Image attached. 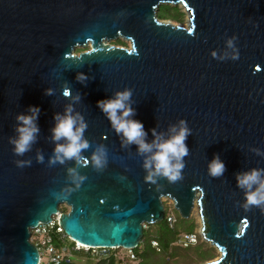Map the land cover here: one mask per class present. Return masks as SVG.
Listing matches in <instances>:
<instances>
[{
    "label": "water",
    "instance_id": "95a60500",
    "mask_svg": "<svg viewBox=\"0 0 264 264\" xmlns=\"http://www.w3.org/2000/svg\"><path fill=\"white\" fill-rule=\"evenodd\" d=\"M161 4H182L187 25L160 19ZM117 37L129 46L107 42ZM125 89L148 143L152 129L160 139L182 119L190 129L175 182L147 180L150 153L123 143L97 107ZM30 105L39 132L18 155L10 140ZM69 105L88 147L79 162H50L66 142L52 139L53 117ZM214 156L225 164L219 177L208 172ZM253 168L264 169V0H0V264H37L30 228L57 212L73 240L132 249L146 224L163 220V197L183 219L196 204L199 234L219 251L203 264H264V211L241 206L236 181Z\"/></svg>",
    "mask_w": 264,
    "mask_h": 264
},
{
    "label": "clouds",
    "instance_id": "9594fccd",
    "mask_svg": "<svg viewBox=\"0 0 264 264\" xmlns=\"http://www.w3.org/2000/svg\"><path fill=\"white\" fill-rule=\"evenodd\" d=\"M232 40L229 39L227 44L232 47ZM215 56V52L212 53ZM238 54H233L232 58L236 59ZM77 78L85 79L83 73H78ZM46 94H51V90H46ZM68 95V91L64 92ZM131 97V91L125 89L115 94L114 98H104L96 101L97 107L106 114L111 122L112 127L118 134L124 137L123 143L136 144L139 153H150L144 159L143 167L148 170L147 180H152L154 176L166 177L170 182H175L181 178V169L184 167L183 158L188 155V146L185 141L190 134V129L186 122L182 119L179 121L180 127H172L173 134L167 139H160L155 129H152L155 139L152 143L145 140L147 132L144 130L141 121L130 119L134 114V109L127 103ZM78 99V97H77ZM119 110V114H118ZM38 106H29L30 114H18L17 125L18 136L10 140L14 145L13 151L22 155L35 140V134L39 132L36 120L39 115ZM56 121L52 128V139L60 141L62 138L65 143H57L54 148V157L50 158V162L59 161L63 163L65 159H77L81 149L88 147L87 140L84 139L83 133L87 127L83 118L79 115L72 114V106L66 107L64 114L55 113ZM79 121V123H77ZM155 148V151H153ZM104 150L101 147L97 153L93 154L92 161L97 167H101L104 163ZM38 160L42 161L43 156L38 155ZM18 164L26 163L18 161ZM69 173H75V170L68 169ZM225 171V164L218 156L210 161L208 165L209 175L219 177ZM83 179V177H80ZM237 187L244 190V201L242 207L247 211L252 206L261 208L264 211V169L253 168L249 171L236 174Z\"/></svg>",
    "mask_w": 264,
    "mask_h": 264
},
{
    "label": "rangeland",
    "instance_id": "374dc122",
    "mask_svg": "<svg viewBox=\"0 0 264 264\" xmlns=\"http://www.w3.org/2000/svg\"><path fill=\"white\" fill-rule=\"evenodd\" d=\"M166 10V12H170L172 16L167 15L166 17H160V19H169L176 24L179 25H187L188 22V13L186 12V9L181 4H161L156 10V14L162 13ZM168 10V11H167ZM181 13L180 15H178ZM110 44L118 45V46H126L128 47L130 42L127 39H124L123 37H117L111 40L107 41ZM87 48V47H75L74 52L77 53L80 50ZM162 201L167 209H172L173 213L175 214V218H177V212L173 209L172 201L169 198L163 197ZM59 209L61 211L67 210V207L64 205H60ZM64 209V210H63ZM179 216V215H178ZM180 217V216H179ZM183 219V218H182ZM185 221L178 222L176 219V222L173 223L172 226H180L184 227L187 225H190V223L193 224L192 231L199 232V217L197 215V210L195 208H192L191 214L188 218H184ZM170 227V226H169ZM157 225L156 223L152 224H146L145 226V235L146 237L149 236L151 239H149V245L152 247V252H150V257L152 259H146L145 261L151 260H157V264H203L205 261L213 259L219 255V251L216 249L215 246L211 245L209 242L205 241L201 235L197 237V243L190 245L188 247H183L177 244H171L170 247L167 249L160 248L159 250L156 249V246L153 244L152 238L155 233H157ZM155 239V238H154ZM67 243L69 241H66ZM144 241L141 242V245H139V250L143 248ZM115 253L117 257H119L120 261L125 262V264H140L142 263L141 257L136 256V259L134 262H131L128 256V251L123 248H116ZM77 255H81V251L76 252ZM85 256V255H83ZM82 256V257H83ZM153 256V257H152ZM157 257L159 259H157ZM85 260H91V259H85ZM141 261V262H140ZM147 263V262H146ZM43 264H46L45 262ZM156 264V263H154Z\"/></svg>",
    "mask_w": 264,
    "mask_h": 264
},
{
    "label": "built area",
    "instance_id": "2783aa9c",
    "mask_svg": "<svg viewBox=\"0 0 264 264\" xmlns=\"http://www.w3.org/2000/svg\"><path fill=\"white\" fill-rule=\"evenodd\" d=\"M59 213L53 215L52 219L46 223H39L30 228L29 240L38 250L37 264H61L62 262L71 261V255L74 251H82L96 257H106L115 255L116 248L101 246H91L69 238L58 224ZM164 218L167 224L172 227L175 222V214L172 209H165ZM199 232L183 231L178 233L171 244H177L188 247L197 243ZM66 241H69L68 243ZM156 249L159 250L157 242L152 239ZM130 261H135L136 255L132 249H126ZM136 264V263H135Z\"/></svg>",
    "mask_w": 264,
    "mask_h": 264
},
{
    "label": "trees",
    "instance_id": "16d2710c",
    "mask_svg": "<svg viewBox=\"0 0 264 264\" xmlns=\"http://www.w3.org/2000/svg\"><path fill=\"white\" fill-rule=\"evenodd\" d=\"M180 14L181 13H179L178 15H180ZM167 15L172 16V14H170L169 11L166 12V10H164V12H162V13L157 14V16H160V17H166ZM172 17H175V16H172ZM176 219L179 223L185 221V219L180 218L178 215H177ZM175 222H176V220H175ZM156 225L158 227L157 233H155L153 235L152 239L155 238L154 240L157 242L159 249L160 248L167 249L168 247H170L171 243L175 240L178 233L183 232V231H186V232L192 231V229H193L192 223H190V225H187L184 227L180 226V228L177 225L169 227L165 218H163V220H161L159 222H156ZM145 231H146V229L144 227L141 241L136 247L133 248V251H134L136 256L141 257L142 263H140V264H154V263L157 264V260H154V259L151 260V263H149L150 261H145L146 259H149V260L152 259L149 257L151 254L150 252H152V250H153L152 247L149 245L150 244L149 239H151V238L149 236L146 237V235L144 234ZM143 241H144L143 248H141L139 250L138 249L139 245H141V242H143ZM157 259H159V258L157 257Z\"/></svg>",
    "mask_w": 264,
    "mask_h": 264
},
{
    "label": "crops",
    "instance_id": "0c3cea01",
    "mask_svg": "<svg viewBox=\"0 0 264 264\" xmlns=\"http://www.w3.org/2000/svg\"><path fill=\"white\" fill-rule=\"evenodd\" d=\"M76 252L77 251L72 252L71 261L62 262L61 264H125V262L123 263V261L119 260V257H117L116 254L114 256L109 255L106 257H96V256L89 255L88 253H85L82 251H81V255H77ZM87 258L91 260H85ZM131 262H134V261H131Z\"/></svg>",
    "mask_w": 264,
    "mask_h": 264
},
{
    "label": "bare ground",
    "instance_id": "6f19581e",
    "mask_svg": "<svg viewBox=\"0 0 264 264\" xmlns=\"http://www.w3.org/2000/svg\"><path fill=\"white\" fill-rule=\"evenodd\" d=\"M182 5V4H181ZM184 7V6H183ZM187 17H189V13H188V16ZM171 21V20H170ZM172 23H175V22H173V21H171ZM176 24V23H175ZM192 208H195L196 210H197V206H196V204H194V206L192 207ZM197 215H198V212H197ZM198 217H199V215H198ZM199 222H200V218H199ZM198 231H199V229H198ZM217 249V248H216ZM218 250V249H217Z\"/></svg>",
    "mask_w": 264,
    "mask_h": 264
}]
</instances>
